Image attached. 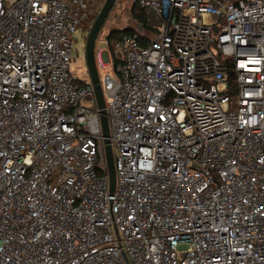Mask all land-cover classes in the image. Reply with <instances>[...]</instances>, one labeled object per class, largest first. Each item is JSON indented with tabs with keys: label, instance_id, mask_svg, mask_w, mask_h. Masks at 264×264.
<instances>
[{
	"label": "built area",
	"instance_id": "1",
	"mask_svg": "<svg viewBox=\"0 0 264 264\" xmlns=\"http://www.w3.org/2000/svg\"><path fill=\"white\" fill-rule=\"evenodd\" d=\"M131 2L153 32L94 44L110 192L79 11L0 0V264H264V0Z\"/></svg>",
	"mask_w": 264,
	"mask_h": 264
},
{
	"label": "rangeland",
	"instance_id": "2",
	"mask_svg": "<svg viewBox=\"0 0 264 264\" xmlns=\"http://www.w3.org/2000/svg\"><path fill=\"white\" fill-rule=\"evenodd\" d=\"M85 6L80 8L79 11L81 24L74 33V42H73V61L71 63V69L75 78L80 81H90L89 71L87 68L85 60V40L88 34V30L95 19L98 11L100 10L104 0H83ZM131 0H115V3L110 10L109 15L105 19L95 42L96 49H105L107 47L106 40L107 35L112 29H124V28H133L138 29L139 31L142 28L131 14ZM86 24V26L84 25ZM150 26V25H149ZM147 34L153 32L152 26L150 28H144ZM106 72L111 73V69L100 68L97 73L98 76H102ZM80 103L88 108H93V104L90 100L81 99Z\"/></svg>",
	"mask_w": 264,
	"mask_h": 264
},
{
	"label": "water",
	"instance_id": "3",
	"mask_svg": "<svg viewBox=\"0 0 264 264\" xmlns=\"http://www.w3.org/2000/svg\"><path fill=\"white\" fill-rule=\"evenodd\" d=\"M114 3L115 0H104L100 10L98 11L95 19L93 20L88 30V34L85 40V60L89 71L90 81L93 86L96 104L97 107L99 108V119L101 126V134L103 137L110 192H113L115 187V171L113 166L112 148L109 139L108 119H107L106 111L104 109V99L102 95V89L100 86V81L98 78V73L94 62V44L97 35L105 19L109 15L110 10L112 9Z\"/></svg>",
	"mask_w": 264,
	"mask_h": 264
},
{
	"label": "trees",
	"instance_id": "4",
	"mask_svg": "<svg viewBox=\"0 0 264 264\" xmlns=\"http://www.w3.org/2000/svg\"><path fill=\"white\" fill-rule=\"evenodd\" d=\"M131 14L133 18L143 26V28H150L146 21V12L135 3H131ZM134 31L133 28L113 29L108 33V38L119 37L123 33H132Z\"/></svg>",
	"mask_w": 264,
	"mask_h": 264
},
{
	"label": "crops",
	"instance_id": "5",
	"mask_svg": "<svg viewBox=\"0 0 264 264\" xmlns=\"http://www.w3.org/2000/svg\"><path fill=\"white\" fill-rule=\"evenodd\" d=\"M71 4V6L73 8H75L76 10H81L80 8H82L83 6H85V3L83 2V0H68ZM152 15V14H151ZM149 14V17L147 18V15H146V20L149 19L151 20L152 19V16ZM149 25H155L154 23H152L151 21H149ZM140 24V23H139ZM86 26V24H84ZM141 25V24H140ZM82 29V27H80Z\"/></svg>",
	"mask_w": 264,
	"mask_h": 264
}]
</instances>
